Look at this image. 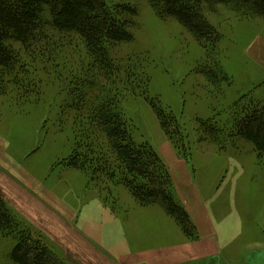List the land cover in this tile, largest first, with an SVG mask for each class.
Wrapping results in <instances>:
<instances>
[{"label": "rangeland", "instance_id": "1", "mask_svg": "<svg viewBox=\"0 0 264 264\" xmlns=\"http://www.w3.org/2000/svg\"><path fill=\"white\" fill-rule=\"evenodd\" d=\"M108 1L138 8L134 40L114 46L111 55L115 59L144 58L151 78L149 95L178 117L191 159L188 162L177 155L188 165L193 185L216 224V239L222 248L215 259L226 264H264V155L259 156L250 142L230 139L227 133L214 142L203 136L199 122L225 121L230 107L244 94L264 99V66L247 52L257 35L264 37V19L255 15L243 18L232 5L218 4L216 12L205 7L204 13L222 34L216 58L231 78L230 83L217 84L204 73V65L210 63L205 50L174 18L158 17L149 0ZM24 59L41 97L24 101L13 86L7 94H0V193L21 223L66 264L70 262L46 228L38 204L53 201L74 209L76 225L101 244L108 239L117 246L133 244L132 232L122 217L130 213L132 205L143 206L123 185L109 184V193L105 184L90 183L82 171L60 164L70 154L75 137L73 113L60 122L64 88L72 77H81L82 67L88 63L83 44L76 36L59 35L44 50L30 52ZM121 105L136 140L149 142L170 169L174 163L168 157L177 151L145 97L128 95ZM34 198L41 203L36 204ZM166 227L172 233L170 224ZM156 232L148 230L153 235ZM13 243L0 234V264H15L9 257ZM215 259L207 257L191 264H218Z\"/></svg>", "mask_w": 264, "mask_h": 264}, {"label": "trees", "instance_id": "2", "mask_svg": "<svg viewBox=\"0 0 264 264\" xmlns=\"http://www.w3.org/2000/svg\"><path fill=\"white\" fill-rule=\"evenodd\" d=\"M149 3L158 17L174 18L194 36L210 61L204 65V73L217 84L230 83L231 78L216 58L222 34L204 13L205 7L216 12L218 4L232 5L243 18L255 15L264 19V0ZM138 13L135 5L108 0H0V94H7L13 86L24 101L39 100L41 89L30 78L24 56L44 50L56 36H76L88 63L82 67L81 77H72L64 88L60 122L72 112L75 137L70 154L60 164L82 171L90 183L105 184L109 193V184L123 185L140 206L159 205L188 239L198 240L197 226L177 198L168 165L149 142L136 140L131 120L122 109V100L128 95L145 97L178 155L190 161V147L178 117L149 95L151 78L145 59H115L111 55L114 46L134 40L132 29ZM199 122L203 136L214 142L227 133L230 139L250 142L259 156L264 155V99L244 94L230 107L225 121L212 118ZM42 143L41 139L36 150ZM0 234L14 240L9 257L15 264H66L46 241L21 223L1 193Z\"/></svg>", "mask_w": 264, "mask_h": 264}, {"label": "crops", "instance_id": "3", "mask_svg": "<svg viewBox=\"0 0 264 264\" xmlns=\"http://www.w3.org/2000/svg\"><path fill=\"white\" fill-rule=\"evenodd\" d=\"M247 52L264 66V37L257 35ZM168 159L174 163L170 171L177 197L190 213L200 238L194 241L188 239L178 224L176 227V221L160 206L140 208L132 205L130 213L122 217V222L132 232L133 244L117 246L116 242L109 243V239L101 244L76 225L78 214L74 209L64 204H54L53 201L38 204L41 202L34 198L38 205L34 204L33 207L38 206L44 212V224L70 264H191L205 261L207 257L215 259L221 253L222 246L216 239V224L193 185L188 165L180 161L177 152H173ZM169 224L173 234L165 228ZM150 227L156 229V234L148 233ZM110 233L111 230H108V236H111ZM142 233H146L145 236ZM214 262L226 264L217 259Z\"/></svg>", "mask_w": 264, "mask_h": 264}]
</instances>
